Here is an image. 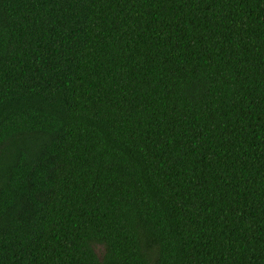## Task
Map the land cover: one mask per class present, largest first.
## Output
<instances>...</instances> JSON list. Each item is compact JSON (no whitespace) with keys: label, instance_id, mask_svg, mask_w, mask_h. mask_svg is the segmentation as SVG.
<instances>
[{"label":"trees","instance_id":"1","mask_svg":"<svg viewBox=\"0 0 264 264\" xmlns=\"http://www.w3.org/2000/svg\"><path fill=\"white\" fill-rule=\"evenodd\" d=\"M0 264H264V0H0Z\"/></svg>","mask_w":264,"mask_h":264}]
</instances>
